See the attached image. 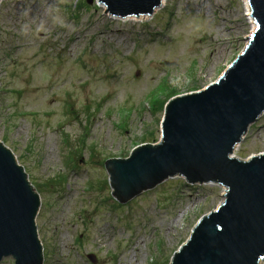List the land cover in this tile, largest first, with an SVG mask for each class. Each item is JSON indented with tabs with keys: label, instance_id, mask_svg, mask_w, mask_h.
<instances>
[{
	"label": "rangeland",
	"instance_id": "rangeland-1",
	"mask_svg": "<svg viewBox=\"0 0 264 264\" xmlns=\"http://www.w3.org/2000/svg\"><path fill=\"white\" fill-rule=\"evenodd\" d=\"M104 12L96 0L0 1V141L39 194L43 264L166 263L223 201V187L176 176L120 203L103 162L158 142L160 102L203 89L241 52L243 1L166 0L143 21ZM262 152L264 113L234 155Z\"/></svg>",
	"mask_w": 264,
	"mask_h": 264
},
{
	"label": "water",
	"instance_id": "water-1",
	"mask_svg": "<svg viewBox=\"0 0 264 264\" xmlns=\"http://www.w3.org/2000/svg\"><path fill=\"white\" fill-rule=\"evenodd\" d=\"M162 1L96 3L109 17L145 18ZM248 4L255 29L219 77L166 102L158 142L103 162L110 193L120 203L176 176L190 185L225 188L223 201L199 217L168 264H264V152L244 160L234 155L264 113V0ZM40 205L24 167L0 141V263L13 258L14 264H43L36 227ZM88 258L95 263L93 254Z\"/></svg>",
	"mask_w": 264,
	"mask_h": 264
},
{
	"label": "bare ground",
	"instance_id": "bare-ground-1",
	"mask_svg": "<svg viewBox=\"0 0 264 264\" xmlns=\"http://www.w3.org/2000/svg\"><path fill=\"white\" fill-rule=\"evenodd\" d=\"M242 1H243V3H244V6H245V11H246L245 14H246L247 17H248V15L251 14V12H250V7H249V4H248V0H242ZM165 3H166V0H163V1H162V6H163ZM100 6H102V8L105 9V7H104L103 5H100ZM162 6H161V7H162ZM147 18H151V17H150V16H146V17L144 18V17H142V16H140V17L132 16V17H126V18H123V19H126V20L135 19V20L143 21V20H145V19H147ZM248 19H249V23H250L251 28H252V31H253V30L255 29V24L253 23L251 17H248ZM224 189H225V188H224ZM223 193H225V190H224Z\"/></svg>",
	"mask_w": 264,
	"mask_h": 264
},
{
	"label": "trees",
	"instance_id": "trees-1",
	"mask_svg": "<svg viewBox=\"0 0 264 264\" xmlns=\"http://www.w3.org/2000/svg\"><path fill=\"white\" fill-rule=\"evenodd\" d=\"M175 95H177V94L169 95L168 97H166L167 99H166L165 101H161L160 104H159V110H162V111H163L166 102H167L171 97H173V96H175ZM168 263H169V260H168L166 263H165V262H163V263L156 262L155 264H168Z\"/></svg>",
	"mask_w": 264,
	"mask_h": 264
}]
</instances>
